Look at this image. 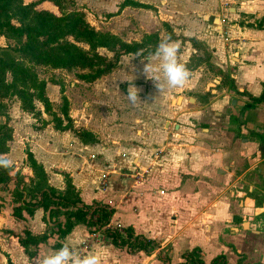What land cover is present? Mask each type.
Wrapping results in <instances>:
<instances>
[{"label":"crops","instance_id":"obj_1","mask_svg":"<svg viewBox=\"0 0 264 264\" xmlns=\"http://www.w3.org/2000/svg\"><path fill=\"white\" fill-rule=\"evenodd\" d=\"M134 1L153 4L174 30L201 41L213 65L233 79L236 92L221 86L219 76L209 79L193 69L183 87L145 91L143 84L129 79L119 83L125 89L115 95L114 108L100 103L92 107L87 98L103 100L102 92L108 91L99 84L109 74L93 82L75 77L68 85L45 80L52 110L58 113L61 86L73 125L93 133L97 142L82 143L71 132L54 129L40 103L36 107L46 124L34 128L36 120L12 99L5 156L16 169L26 170L24 151H30L56 189L63 187L59 172H66L83 203L101 202L113 209L110 226H129L134 233L158 241L160 248L169 245L171 263L181 261L180 254L196 246L205 263L222 253L228 264H234L239 254L246 264H264V209L253 212L264 205V141L254 135L264 131V106L243 108L247 95L258 96L264 85V28L254 25L264 15V0ZM155 11L124 6L121 14H133L136 26H142L139 14L154 15L153 27L159 23ZM185 42L188 45L178 56L183 64L194 52ZM146 75L163 77L153 71ZM131 84L139 90L140 102L135 105L126 95ZM181 91L186 95L175 94ZM172 98L178 101L170 103ZM207 108L218 119L213 133L199 124ZM108 110L113 114L107 116ZM155 111L161 115H154ZM102 173L107 174L100 187ZM244 197L252 204L242 205ZM12 205L9 198L0 197V264H42L44 255L59 249L52 247L53 241L40 244L37 255L29 259L10 234H22L24 229L41 234L42 209L31 216L22 212L18 219L11 214ZM249 216L252 219L243 228ZM88 234L83 224H76L59 243L69 245L77 257L97 254L102 264H163L156 258L159 248L148 255L130 254L100 240L84 248Z\"/></svg>","mask_w":264,"mask_h":264},{"label":"trees","instance_id":"obj_2","mask_svg":"<svg viewBox=\"0 0 264 264\" xmlns=\"http://www.w3.org/2000/svg\"><path fill=\"white\" fill-rule=\"evenodd\" d=\"M47 3L54 10L40 7ZM67 0H0V155L8 151L11 137L8 107L12 99L19 103V109L29 114L38 123L39 129L46 121L41 118L36 103L49 116L48 121L54 129L71 132L82 143L97 142L96 136L81 127H75L68 116V102L59 86L60 104L58 113L52 110L45 94V80L40 79L35 66L70 71L77 69L75 77L84 82H93L109 74L118 65L121 56L135 55L142 52L143 57L154 55L157 45L171 36L176 39L166 21V37L158 34L145 35L140 41H125L120 37L94 29L79 10H66ZM132 6L155 11L148 4L132 0H123L119 8ZM255 27L264 28V15L255 21ZM188 41L194 52L189 56L192 68L206 63L214 75L219 76L221 86L236 92L233 79L227 73L210 63L209 52L203 43L194 37H180ZM104 49L106 53L98 50ZM190 68V69H192ZM243 108L264 106V85L258 96L247 95ZM234 121V118H231ZM252 134V133H251ZM253 135V134H252ZM261 142L264 131L254 134ZM26 170L0 168V197H7L13 203L12 216L22 218V212L31 216L33 211L41 208V218L45 227L41 234L34 235L24 229L22 234L11 235L26 256L31 259L37 255L40 244L53 241V248H60L59 240L64 238L76 224H83L88 233L100 232L104 243L124 249L130 254H151L157 248L156 258L163 264H228L225 255L213 256L208 263L203 261V252L199 247H192L180 254L181 261L171 263L170 246L160 248L158 241L134 233L129 226H110L113 209L101 202L83 203L77 189L66 172L62 176L63 187L56 189L47 182L46 173L30 151L25 150ZM234 264L244 263V255L239 254ZM260 264V263H253Z\"/></svg>","mask_w":264,"mask_h":264},{"label":"rangeland","instance_id":"obj_3","mask_svg":"<svg viewBox=\"0 0 264 264\" xmlns=\"http://www.w3.org/2000/svg\"><path fill=\"white\" fill-rule=\"evenodd\" d=\"M122 1L123 0H67L66 10L67 11L68 10L81 11L85 19L94 29L102 31V32L107 31L128 42L140 41L144 38L145 35H148L151 33H156L158 34L160 38H165L166 37L165 27L162 25L161 21H166L173 35L176 36V39L172 41L178 42L180 44L179 52H182V48H181L182 46L188 45V43H186L180 38V37H185L183 35L182 30H179V29L174 30L169 24L167 17H165L166 15L160 16L162 14L156 11H155L156 12L155 15H156L157 20L159 21L158 24L153 23L154 24L153 27H150L151 25L150 23H152L150 18L154 19V15L148 14V16L146 17V16H141L139 14L138 17L140 18L142 22V26H136L133 21V17H134L133 14L129 12L126 14H121L122 8H119V5L120 3H122ZM147 4L153 7V4H149V3ZM40 7H46V8L52 9L55 11L56 14H58L57 10L54 7H52L50 4L42 3ZM129 7H132V6H129ZM133 8H138V7H133ZM142 9L153 11L147 8H142ZM98 51L101 53H106L104 49H99ZM134 56L135 55L130 54V55H124L120 57L118 65H116V67L113 68V70L109 73L107 78L103 80L104 82L99 84V87H105L108 91V92H102L105 94V96L103 97V100L102 101L95 100L93 96H90L87 98V100L90 102L92 107H95L96 105L100 103L103 106L113 105V108H114V106L118 104V101H115V95L118 93L119 94L124 93V89H125L124 84L121 85V87H118L119 83H124L126 81L130 82L129 79H135L132 81L136 82L137 84H143L145 91H147L149 88L157 89L155 81L163 85L164 88L168 87L164 79V76L160 78H157L155 76H153L152 78H146L148 76L146 75L147 73L144 71V69L148 63L151 69L150 71L157 72V73H163L162 71H160L161 61L155 55H150L151 56L150 61L147 60L148 59L147 57L149 56H146V57L140 56V59L144 61H141L138 58H133ZM209 61L210 63L213 64L211 56L209 57ZM184 65L189 69V71L194 69L202 75L204 73L208 74L209 79L213 77V72L209 70L208 65L206 63H202L199 66H196L193 68H192V62H188V63L186 62L184 63ZM35 70L38 74V77L40 79L46 80V82L51 83V81H63V83L64 84L66 83L67 85H68V81L71 82L73 81V79H75V75L77 73H81V71L77 69H73L70 71H64L61 69L60 70L52 69V68L43 67L39 65L35 66ZM208 82L211 83L210 80H208ZM177 93H183L184 95H186V91L175 92V94ZM126 105L131 107V104L129 105L126 104ZM170 107H173V105L171 104ZM110 108H107V109H110ZM105 111L106 109L102 108V112H105ZM204 111H205L206 117L204 116L203 118H201V121L199 122V124L205 128L211 129V132L213 133V131L218 129V119H216L214 115H212V108H207ZM112 114H113V111L108 110V113L106 115L108 116ZM157 114L161 115L159 112L155 111L154 115L158 116ZM114 115L116 116L115 113ZM172 121H175V120H172ZM212 122H215V123H212Z\"/></svg>","mask_w":264,"mask_h":264},{"label":"clouds","instance_id":"obj_4","mask_svg":"<svg viewBox=\"0 0 264 264\" xmlns=\"http://www.w3.org/2000/svg\"><path fill=\"white\" fill-rule=\"evenodd\" d=\"M162 2H166V0H162ZM179 51L180 44L172 41L171 36H169L157 45L154 52V55L161 61L160 71L163 72L166 84L171 88L183 87L190 78L189 69L183 63L179 62ZM141 55L142 52H137L133 58L140 59ZM147 60L150 61L151 56ZM150 70L148 63L144 71L148 74ZM155 84L160 91L163 85L157 81H155ZM126 95L131 104L135 105L140 102L139 90L134 84L128 86ZM13 166L14 162L11 158L0 155V168L11 169ZM42 264H102V259L97 254L87 255L82 258L77 257L74 250L65 244L52 254L44 255Z\"/></svg>","mask_w":264,"mask_h":264},{"label":"water","instance_id":"obj_5","mask_svg":"<svg viewBox=\"0 0 264 264\" xmlns=\"http://www.w3.org/2000/svg\"><path fill=\"white\" fill-rule=\"evenodd\" d=\"M213 23L217 26V28H218V19L217 18H214L213 19ZM191 100V98H189V101ZM176 101H178V98H172L171 100H170V103H174V102H176ZM174 128H177V124H175L174 125ZM252 199L251 198H248V197H244L242 200H241V204L242 205H246L247 203H249V204H252ZM264 209V205L263 206H261V207H258V208H254V215H256V214H258V213H260L262 210ZM252 219V217L251 216H249V217H247V219L245 220V221H243L242 222V227L243 228H246L247 227V224H248V221H250ZM245 225V226H244Z\"/></svg>","mask_w":264,"mask_h":264},{"label":"built area","instance_id":"obj_6","mask_svg":"<svg viewBox=\"0 0 264 264\" xmlns=\"http://www.w3.org/2000/svg\"><path fill=\"white\" fill-rule=\"evenodd\" d=\"M106 174L107 173H102L100 176V182H99L100 187H103L105 185ZM99 240L102 241L99 231L89 233L87 240L84 242V248H86L88 246V243H90L91 241H99Z\"/></svg>","mask_w":264,"mask_h":264},{"label":"bare ground","instance_id":"obj_7","mask_svg":"<svg viewBox=\"0 0 264 264\" xmlns=\"http://www.w3.org/2000/svg\"><path fill=\"white\" fill-rule=\"evenodd\" d=\"M245 226V225H244Z\"/></svg>","mask_w":264,"mask_h":264}]
</instances>
